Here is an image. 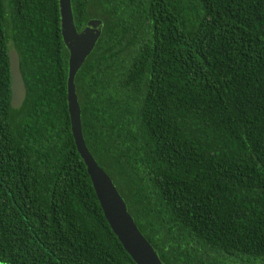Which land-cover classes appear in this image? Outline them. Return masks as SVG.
<instances>
[{
	"label": "trees",
	"instance_id": "16d2710c",
	"mask_svg": "<svg viewBox=\"0 0 264 264\" xmlns=\"http://www.w3.org/2000/svg\"><path fill=\"white\" fill-rule=\"evenodd\" d=\"M71 3L105 24L75 79L86 145L162 262L264 264V0ZM68 58L59 0H0V262L136 264L75 145Z\"/></svg>",
	"mask_w": 264,
	"mask_h": 264
},
{
	"label": "water",
	"instance_id": "95a60500",
	"mask_svg": "<svg viewBox=\"0 0 264 264\" xmlns=\"http://www.w3.org/2000/svg\"><path fill=\"white\" fill-rule=\"evenodd\" d=\"M59 13L61 35L69 53L67 102L71 132L77 151L87 168V173L104 216L113 233L136 264H164L157 251L139 230L128 211L124 198L119 193L109 174L93 157L84 139L82 110L75 79L101 39L105 26L104 21L92 18L81 31H78L74 21L71 0H59ZM8 55L12 93L11 105L14 108H18L24 103L27 90L20 68V56L17 49L14 46H10Z\"/></svg>",
	"mask_w": 264,
	"mask_h": 264
},
{
	"label": "rangeland",
	"instance_id": "374dc122",
	"mask_svg": "<svg viewBox=\"0 0 264 264\" xmlns=\"http://www.w3.org/2000/svg\"><path fill=\"white\" fill-rule=\"evenodd\" d=\"M0 264H5V263L0 262Z\"/></svg>",
	"mask_w": 264,
	"mask_h": 264
}]
</instances>
